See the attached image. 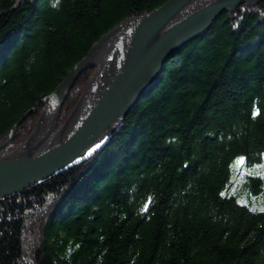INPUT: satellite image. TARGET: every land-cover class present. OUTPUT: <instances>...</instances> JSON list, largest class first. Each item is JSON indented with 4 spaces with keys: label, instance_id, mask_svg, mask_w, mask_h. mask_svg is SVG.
I'll return each mask as SVG.
<instances>
[{
    "label": "trees",
    "instance_id": "16d2710c",
    "mask_svg": "<svg viewBox=\"0 0 264 264\" xmlns=\"http://www.w3.org/2000/svg\"><path fill=\"white\" fill-rule=\"evenodd\" d=\"M167 0H0V139L117 24ZM94 73L80 76L58 120ZM264 156V0L175 52L87 161L0 201V264H264V210L233 162ZM242 192V193H241ZM243 194V195H242Z\"/></svg>",
    "mask_w": 264,
    "mask_h": 264
},
{
    "label": "water",
    "instance_id": "95a60500",
    "mask_svg": "<svg viewBox=\"0 0 264 264\" xmlns=\"http://www.w3.org/2000/svg\"><path fill=\"white\" fill-rule=\"evenodd\" d=\"M261 0H167L112 27L91 45L62 81L36 104L42 109L30 135L12 140L29 110L0 139V201L87 161L119 130L124 118L156 83L164 63L201 37L222 13ZM94 69L66 119L61 110L83 72Z\"/></svg>",
    "mask_w": 264,
    "mask_h": 264
},
{
    "label": "rangeland",
    "instance_id": "374dc122",
    "mask_svg": "<svg viewBox=\"0 0 264 264\" xmlns=\"http://www.w3.org/2000/svg\"><path fill=\"white\" fill-rule=\"evenodd\" d=\"M17 146H12L9 148V150L12 151ZM257 172H260L261 176L264 177V156L260 162L249 165H246L243 157H239L233 162L231 166V179L233 180L237 174L235 177V183H237V189L242 191L246 183V178L249 175H253ZM240 203H244L245 205L249 206L253 211H262L264 210V193H261L257 196L251 195L249 197H243L241 198Z\"/></svg>",
    "mask_w": 264,
    "mask_h": 264
}]
</instances>
